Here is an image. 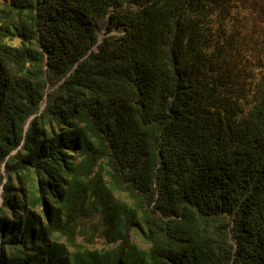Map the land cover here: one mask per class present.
Segmentation results:
<instances>
[{
  "label": "trees",
  "instance_id": "16d2710c",
  "mask_svg": "<svg viewBox=\"0 0 264 264\" xmlns=\"http://www.w3.org/2000/svg\"><path fill=\"white\" fill-rule=\"evenodd\" d=\"M0 264H264V0H0Z\"/></svg>",
  "mask_w": 264,
  "mask_h": 264
},
{
  "label": "rangeland",
  "instance_id": "374dc122",
  "mask_svg": "<svg viewBox=\"0 0 264 264\" xmlns=\"http://www.w3.org/2000/svg\"><path fill=\"white\" fill-rule=\"evenodd\" d=\"M115 34H116V32H113V33H112V35H115ZM102 35H103V33H102ZM15 44H19V42L16 41ZM16 196H17V198L20 197L19 194H17ZM9 215L12 216L13 213L10 212ZM88 229H89V228H88ZM86 232H88V230H87ZM90 232H91V231H90ZM77 241H78V244L84 245V246H86V247H87L88 249H90V250H102V249H105V248L108 247V245H107V241L104 240L102 237L99 238V237H97V236H94L93 240L89 241L88 237H87V236H84V235L82 234V235H80V236L78 237V240H77ZM130 241H131V244H132V245H136V246H138V247H140V248H146V247H147V246L142 242V240L140 239V237H138V235H136L135 233L132 234V238H131ZM63 242H65V241L63 240Z\"/></svg>",
  "mask_w": 264,
  "mask_h": 264
}]
</instances>
